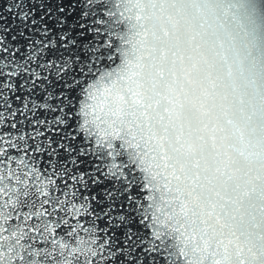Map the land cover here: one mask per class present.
<instances>
[{
	"label": "snow or ice",
	"instance_id": "6c2138e0",
	"mask_svg": "<svg viewBox=\"0 0 264 264\" xmlns=\"http://www.w3.org/2000/svg\"><path fill=\"white\" fill-rule=\"evenodd\" d=\"M183 3L0 0V264H264V63L178 69Z\"/></svg>",
	"mask_w": 264,
	"mask_h": 264
},
{
	"label": "clouds",
	"instance_id": "9594fccd",
	"mask_svg": "<svg viewBox=\"0 0 264 264\" xmlns=\"http://www.w3.org/2000/svg\"><path fill=\"white\" fill-rule=\"evenodd\" d=\"M163 15L177 23L165 25L168 36L161 28L154 45L167 49L178 69L195 62L193 79L207 82L210 75L222 93L235 86L237 99L251 92L264 63V0H184Z\"/></svg>",
	"mask_w": 264,
	"mask_h": 264
}]
</instances>
